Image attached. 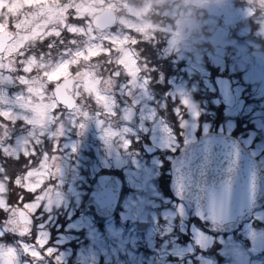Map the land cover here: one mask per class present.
Here are the masks:
<instances>
[{
    "label": "rangeland",
    "instance_id": "obj_1",
    "mask_svg": "<svg viewBox=\"0 0 264 264\" xmlns=\"http://www.w3.org/2000/svg\"><path fill=\"white\" fill-rule=\"evenodd\" d=\"M201 1L203 0H182L179 12H173L172 18L168 19L167 13L162 17L157 11L156 0H0V14L4 16L0 30L12 31L15 35L4 52V59L12 55L17 60L12 62L13 67L9 74L4 73V79H9L14 74L19 75L21 69L29 71L35 65H45L44 61H38L33 55H29L22 62V58L16 55L17 50L30 40H43L48 33L58 34V26L65 20V33L57 38L60 43L64 41L65 34H76V37L81 39L77 43L73 42L74 45L68 46V49L60 51L58 58L50 59V67L45 69L48 71L37 72L34 81H30L27 76H19L21 81L27 84V93L15 91L10 94L7 89L3 92L0 85V102L3 103L4 99V114L7 119L12 120L9 117L18 113V117L26 119L32 128L16 127L15 150L11 148L9 154L17 156L20 151L32 152L33 148L27 144L32 141L37 131L43 133L47 129L45 126L57 106L46 92L45 85L67 74L75 80L74 92L77 93L78 104L70 112L71 116H68V126L61 128V122L56 125V129L66 136L60 146L65 151L58 150L55 159L59 160L60 155H63L66 163H70L72 173L67 180V187L49 197L51 188L41 185L47 177V164H43L38 170H31L28 176L21 180L26 190L37 191L31 200L27 201L21 197L18 201L7 203L5 196L8 183L2 184L0 180V207L2 208L4 203V211H7V215L4 213L5 220L10 221L15 210L26 208L30 211L44 207L50 212L46 221L56 223L58 218L51 211L64 208L69 210L67 219L70 221L66 226L68 229L74 230V233L78 231V236H82V229L87 230L84 235L87 242H82L77 250H74L75 242L72 240L77 238L75 234L71 237L64 232H58L57 245L47 248L45 252L50 254V251H53L59 263L70 258L72 264H136L137 258L156 256L160 263L164 261V264H172V261H167L169 257L191 258L195 252L196 260L199 259L200 264L264 262V245L256 243V239H264V173L261 199L263 205L260 201L240 223L233 226H216L212 236L206 237L201 228L189 227L188 232L179 234L184 238L181 243L177 239L169 240L164 236L166 240L161 241L158 246L153 231L146 232L147 234L130 233L108 228L105 235L115 246L111 243L107 247L99 246L97 242L100 231L93 225L92 216L80 211L81 206L78 205L83 203V179L74 176L73 172L81 174L82 150L88 140V137L81 135L88 134L87 127L93 128L94 118L100 117L105 123V116L120 113L127 105L136 106L138 113L148 117L169 111L184 113V127L189 130L187 137L194 139L195 130L206 133L213 127L216 128L217 124L213 125V119L214 116L219 117L211 107L214 102L209 93L204 92L203 96L197 99L193 96L198 85H201V79L211 89L212 81L209 79L207 68L204 67L206 55L210 65H229L230 72L239 78L240 74L236 72L245 74L246 70H264V11L255 7L258 2L260 8L264 9V0H224L234 20L230 25L223 24L220 18L202 12L199 9ZM104 7L116 11L117 23L114 28L98 31L91 21ZM73 17H83L86 23L74 22ZM53 22L58 26L48 29ZM59 41L54 43L57 42L56 45L60 46ZM150 46L156 48L158 60L155 62L148 56ZM218 46L226 49L227 55L225 54L224 58L214 54L213 51ZM133 47L138 50L139 56L133 54ZM170 56H173L172 66L176 69L174 74H169L168 68L162 63ZM180 62L182 64L177 68ZM2 66L3 63L0 62V74ZM247 90L253 100L246 102L248 106L240 114L242 117L252 114V119L250 122L241 119L240 129H243L244 125L249 128L246 133L241 134L245 135L244 141L252 148L253 153L258 154L264 166V81L258 79L250 83ZM18 102L29 105L33 103V108L30 112L18 110ZM227 111L232 112L227 113L231 116L239 114L236 108ZM77 115H80L81 119L76 121ZM64 123L65 120L62 121V124ZM236 123L234 120H228L219 129L222 131L225 128L229 133ZM71 129L75 131L73 137L70 135ZM0 130L1 145L6 138L3 136L6 133L3 122H0ZM13 130L15 131L14 128ZM257 134L260 136L258 140ZM40 187L42 188L39 189ZM16 189L20 194L21 187L19 188L18 184ZM190 211L191 209L189 214ZM4 217L0 223L3 225L0 227V233L4 230ZM97 217L98 215L96 220ZM208 227L209 225L206 226ZM38 233L40 244L47 243L51 236L47 224L39 223ZM141 243L146 246L147 251L139 248ZM249 246L260 250L261 253H252L248 249ZM14 247H8L6 250L4 245L0 244V256L6 251L12 252L16 255V264H21L27 255H41L34 243L22 241ZM213 247L220 248L218 256L211 252ZM35 261V264H48L47 257Z\"/></svg>",
    "mask_w": 264,
    "mask_h": 264
},
{
    "label": "flooded vegetation",
    "instance_id": "obj_2",
    "mask_svg": "<svg viewBox=\"0 0 264 264\" xmlns=\"http://www.w3.org/2000/svg\"><path fill=\"white\" fill-rule=\"evenodd\" d=\"M2 22H4V16L0 14V23ZM65 23L66 20L61 26H58L57 23L54 24L53 22L48 29L50 27L55 28L58 26V34H54V32L48 33L43 40H30L29 43L17 50L16 55L17 57L22 58V62H24L23 60L29 55H33L38 59V61H44L45 65H35L29 71L21 69L19 71V75L14 74L13 77H10L9 79H4V73L9 74V71L13 67L12 62L15 63L17 60L12 55L7 56L4 59V45H2V42L0 41V62L3 63L2 74H0V85L3 92L4 86L6 87V85H11L17 82V85L19 84L20 87L15 89L16 92L20 91L21 93H27V84L21 81L19 76H27V78L31 79L30 81H34V79L37 78L35 76L37 75V72L48 71L45 69L50 67L49 63L52 58L50 54L51 50L43 45L44 43H50L52 41L51 38L55 40V37L58 38V35H64L65 32L63 31V27L65 26ZM3 33L4 29L0 30V36ZM65 35V39H69L68 36L70 34ZM40 41H43V44H41ZM6 58L10 60L11 65H7V69L4 71V61ZM68 78L73 77L70 74H67L59 77L55 81H50L45 85L46 92L52 97L53 101L56 102L57 106L54 107L55 111H52V118H50L45 126L47 129L43 133H39L37 131L35 137L33 136L32 141L27 144L28 147L33 148L32 152L24 153L23 151H20L17 156L9 154L11 153L10 151H12L11 148L15 150L17 137L16 127H31L27 124L26 119L18 117V113H14L15 115L9 117L12 120L7 119L4 114V99L3 103L0 102V122H3L6 126V133L3 134L6 138L4 139V143L0 145L2 158L0 159V179L2 184L8 183L6 186L7 192L5 196L7 197V203L9 202L8 198L11 193L9 183L24 184L22 179L28 176L31 170H38L43 164H47V177H45V180L41 185H47L45 188H51L48 193L49 197L55 196L60 191L64 190L68 185L67 180L70 178L72 173L69 167L70 163H68V161L66 163L63 155H60L59 160L55 159L58 150H63L60 146L62 145L63 139L66 137L60 130L56 129V125L61 122V128L68 126V116H71L70 112L72 111L67 109L65 105L57 102L55 87ZM74 84L75 80L73 78L72 87L66 92L68 95H73L77 101L78 96L77 93L74 92ZM19 103L20 102L16 104L17 109ZM32 105L33 103H31L29 109L24 111L30 112L33 108ZM128 106L130 105H127V107ZM134 107L136 108V112L133 116H131V119L123 115L122 112L105 116V121H107L105 123H103L102 118L96 117L92 122L93 128L87 127L88 134L86 136L81 135V137H88V140L85 142V146L82 150L83 159L81 174L78 175L73 172L74 176L82 177L83 179L81 188L83 190V203L78 204L81 206L80 211L89 214L90 206L96 204L97 207L95 209H91V211L100 213L96 220L97 223L95 224L100 233L103 232L105 234V230L108 228H114V231L121 230L130 233H148L153 231V237H155L156 241H158V246L161 241L166 240L164 236L169 240L177 239V241L181 243V240L184 238L183 235L179 234L188 232L189 227L192 226L194 229L201 228L206 237L207 235L212 236V234L215 233L214 230L216 225L210 221H201L198 217H196L192 204L189 203L179 192L176 185V167L178 162L185 156L187 148L193 142H196L205 134L216 133V130L211 129L206 133H203L201 130H195L194 134L196 132V137H194V139H188L187 136L189 130L184 127V121L186 118L184 113L178 114L173 111H169V113L164 112L154 114L153 117H148L145 114L138 113L137 107ZM75 117L76 121L81 119L80 115ZM97 119L100 120L99 127H96L94 122ZM64 120L65 123L62 124V121ZM224 130L226 129L224 128ZM74 133L75 131L71 129V137L74 136ZM245 147L255 157L260 168V188L257 202L254 205L255 207L258 203H260L263 195L262 173H264V166L261 164L258 154L256 155L253 153L252 148L248 145ZM252 147L254 148V146ZM64 151L65 150H63V152ZM133 170L136 172L142 171L144 174L146 195L142 199L145 205V211L144 215L139 217V219L143 221V223L147 224L140 223L136 226L135 230L129 231V226L122 224L123 217H121L118 212L112 215L110 207L104 204L100 206L94 201V199H90V191L95 188L93 181L96 179V174L100 171H105L106 176L111 179L116 178L120 171L127 173ZM41 188L42 187L39 189ZM12 192H14V190H12ZM33 194L34 193H28V195ZM188 206L190 208H188ZM105 208H107L106 213L102 211V209ZM1 209L3 214L6 212L5 214L7 215V211H4V203ZM190 209L191 211L189 214ZM24 210L30 214L32 218L30 222L21 221L19 213L16 210L11 216L10 221L9 219L5 220V215L4 230L0 233V244H4V248L7 250V248L11 246L15 248L14 245L18 242L26 241L27 243H34L37 249L40 250L41 255L37 257V254H31L30 256L27 255L21 264H35V262H37L35 260L40 261L43 257H47L48 264H72L73 261L70 258L67 261H60L61 263H59V261L54 257L53 251H50V254L45 252L47 248L57 245L56 240L58 239V232H64L72 237L74 230L66 227L70 221L67 219V213L69 210L58 208L51 211L53 212L52 214H55V217L58 218V221L56 222L57 226H59L58 228L53 224L54 222L50 223L46 221L50 212L47 213L44 207H38L30 211L26 208ZM57 213H62V215H57ZM104 214L110 215V223L104 224V221L101 218ZM185 219L186 223H184ZM10 222L13 224H10ZM39 223H45L50 228L51 236L47 243L44 242L43 244H40L41 240L38 239ZM207 225H209L208 228H206ZM0 227H3V225H0ZM75 232L77 233L78 231ZM58 246L63 247L62 245ZM139 248L147 251L146 246L143 245V243L139 245ZM8 254H12L14 258L16 257L14 253L9 251L4 252L3 255L5 257ZM46 254L49 255L46 256ZM3 255H1L0 258ZM192 255L193 256L191 258L169 257L167 261H172V264H200V260H196V252L192 253ZM136 260V264L165 263L164 261L160 263L156 256L140 257Z\"/></svg>",
    "mask_w": 264,
    "mask_h": 264
},
{
    "label": "water",
    "instance_id": "obj_3",
    "mask_svg": "<svg viewBox=\"0 0 264 264\" xmlns=\"http://www.w3.org/2000/svg\"><path fill=\"white\" fill-rule=\"evenodd\" d=\"M200 7L221 17L226 25L233 21L224 0H204ZM116 18L115 11L107 7L93 16L92 23L96 28L104 30L111 27ZM12 37V33L4 31V37H0L4 49ZM132 50L138 55L136 49ZM215 52L224 55L225 49L218 47ZM72 82L70 78L55 87L58 101L66 104L68 108H73L76 104L74 98L66 92L71 89ZM223 87L225 99L234 100L227 77L224 79ZM228 106L235 105L229 103ZM20 107L27 108L26 105ZM237 108L239 110L240 106ZM134 113L135 109L130 107L124 115L131 119ZM176 171L179 192L193 204L195 214L201 220L210 219L221 225L232 224L250 210L259 193L260 176L257 163L232 136L216 133L205 135L187 148L185 156L177 164ZM18 213L21 221H31L24 210ZM250 250L258 253L253 247ZM0 264H14L13 257L11 255L3 257Z\"/></svg>",
    "mask_w": 264,
    "mask_h": 264
},
{
    "label": "snow or ice",
    "instance_id": "obj_4",
    "mask_svg": "<svg viewBox=\"0 0 264 264\" xmlns=\"http://www.w3.org/2000/svg\"><path fill=\"white\" fill-rule=\"evenodd\" d=\"M236 73L240 74L241 78L239 80L235 79L232 74L227 75V81L229 82L232 96L235 98L234 100L225 99L223 85L226 73H218L216 76L211 77V89L208 88L202 79L200 80L204 92L209 93L211 100L214 102L211 107L214 110L220 109L219 123L217 124L218 128H222L228 120L238 118L226 113L225 109L228 107V104L234 103V105L240 106L239 110L243 113L244 109L248 106L245 102V92L248 85L258 79L264 81V70L259 72L256 70H246L245 74L239 72ZM93 184L95 185V188L90 191V199H94L100 204L110 207L112 215L118 212L119 215L123 217L122 224L129 226V231L135 230L138 224L143 223V221L139 219V217L144 215L145 211V205L142 198L146 195V184H144V174L142 171L136 172L133 170L127 173L120 171L116 178L111 179L106 176L105 171H100L96 174V179L93 181ZM96 207L97 205L93 204L89 208V214L92 215L93 225L97 223L96 216L100 215V213H97L96 211H91V209H95ZM102 211L106 213L107 208L102 209ZM101 218L103 219L104 224L111 222L109 214H104ZM73 219H76V217H73ZM81 232L84 235L87 234L86 229H82ZM97 243L99 246L104 247H107L110 243L115 246L114 242L110 241L103 232L100 233ZM256 243L264 245V239H256Z\"/></svg>",
    "mask_w": 264,
    "mask_h": 264
},
{
    "label": "trees",
    "instance_id": "obj_5",
    "mask_svg": "<svg viewBox=\"0 0 264 264\" xmlns=\"http://www.w3.org/2000/svg\"><path fill=\"white\" fill-rule=\"evenodd\" d=\"M201 45H202V43H201ZM156 48L155 47H153V46H150V49H149V58L153 61V62H155V61H157L158 59V56L156 55ZM172 57L170 56L169 58H166V60H164V61H162V63H164L165 64V66L168 68V72H169V74H174V72L176 71V69L174 68V65L172 66ZM160 63H161V61L159 60V65H160ZM182 64V62H180L178 65H177V68L180 66ZM204 67H206L207 68V70H208V76H209V79H211V77H213L215 74H217V73H226V75H230V74H232L233 75V77L235 78V77H238V76H234L235 74H233V73H231L230 72V70H229V68H228V66H225L224 68L222 67V66H220V64H216V65H210V60L208 59V57H207V55L205 56V58H204ZM223 68V69H222ZM193 78H194V75H193ZM212 81V80H211ZM203 94H204V90H203V88H202V86L201 85H198V89L196 90V91H194L193 92V96H195L196 97V99L197 98H199V97H202L203 96ZM245 98H246V100H247V103H250V101H252L253 100V97H252V95H251V93H249L248 92V90L246 89V92H245ZM214 110V109H213ZM214 111H216V113H218L219 114V112H220V109H215ZM225 111H226V113H228L229 111H227V109H225ZM230 114H232V112H229ZM233 116H234V114H233ZM235 117H238L237 119H234V121L235 122H237L236 123V126L234 127V129H233V134L235 135V136H238L239 138H241L240 136L242 135V136H245L244 134H241V133H246L247 132V130H249V128L246 126V125H244L243 126V129L241 128L240 129V127H241V123H242V121H241V119L244 121V120H246V121H248V122H250L251 121V119H252V114H249L248 116H246V117H242V114H237V115H235ZM242 117V118H241ZM219 123V117L218 116H214V119H213V125H216V124H218ZM260 138V136L257 134V139H259ZM17 199V201H18V198H16ZM24 200H26V199H29L27 196H24V198H23ZM261 201V200H260ZM217 255H218V253H217ZM262 264H264V262L262 263Z\"/></svg>",
    "mask_w": 264,
    "mask_h": 264
},
{
    "label": "clouds",
    "instance_id": "obj_6",
    "mask_svg": "<svg viewBox=\"0 0 264 264\" xmlns=\"http://www.w3.org/2000/svg\"><path fill=\"white\" fill-rule=\"evenodd\" d=\"M157 4V11L159 14L163 17L165 13H167V18L171 19L172 18V13L173 12H179V6L182 5V0H156ZM255 7L258 10L264 11V9L260 8L259 3L255 5Z\"/></svg>",
    "mask_w": 264,
    "mask_h": 264
}]
</instances>
